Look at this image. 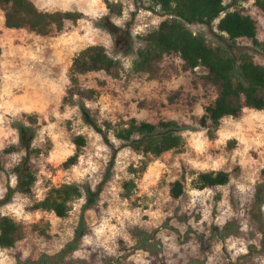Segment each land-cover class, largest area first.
Wrapping results in <instances>:
<instances>
[{"label": "rangeland", "instance_id": "obj_1", "mask_svg": "<svg viewBox=\"0 0 264 264\" xmlns=\"http://www.w3.org/2000/svg\"><path fill=\"white\" fill-rule=\"evenodd\" d=\"M110 1L123 4L121 16L110 14L106 0H33L41 10L85 15L77 23L69 22L61 34L49 37L7 28L0 7V216L13 217L26 232L15 248H0V264L36 261L42 255L57 254L73 240L85 198L74 203L67 218L32 208L51 187L73 182L89 183L94 189L102 186L98 204L86 211L89 230L70 256L74 264H264V207L261 225L252 218L257 186L264 184V111L245 108L240 118L223 119L215 138L204 129L187 130L182 133L187 142L184 151L144 158L111 134L117 149L114 155L102 136L85 124L78 108L64 104L73 59L91 45L105 46L125 68L118 79L104 72L81 77L84 88L99 92L88 105L101 123L131 118L151 123L175 120L197 128L206 106L216 98L215 89L202 78L204 69L185 71L178 55L165 56L152 74L134 73L133 62L143 46L141 36L167 16L153 9L149 0ZM255 1L243 0L236 8L257 21L258 37L264 41V11ZM104 16L121 28L118 38L95 26ZM190 27L211 42L219 40L207 26ZM237 44L252 47L247 39ZM254 56L264 65V54L254 52ZM28 117L37 120L34 146L44 150L33 156L37 182L31 196L14 193L5 202L10 188L16 187L12 169L24 155L21 149L5 153L19 143L12 124L32 120ZM76 134L86 136L88 145L78 164L66 169L63 163L75 153L72 137ZM142 159L149 166L135 176L131 168H139ZM109 168L112 177L104 185ZM184 170L186 194L174 200L169 193L171 183ZM213 170L229 172L230 183L202 191L192 188L194 172ZM132 179L136 188L125 198L123 186ZM229 222L240 225L237 236L222 239L215 235ZM137 229L150 238V251L137 247Z\"/></svg>", "mask_w": 264, "mask_h": 264}, {"label": "trees", "instance_id": "obj_2", "mask_svg": "<svg viewBox=\"0 0 264 264\" xmlns=\"http://www.w3.org/2000/svg\"><path fill=\"white\" fill-rule=\"evenodd\" d=\"M243 0H233L230 4L225 0H149L153 9H159L167 16L157 28L141 36L143 46L137 52L133 62L134 73L155 72L157 65L167 55H178L183 60L185 71L204 69L203 80L216 91L215 100L206 106L205 112L198 120L197 128H190L175 120H162L158 123L138 121L131 118L127 121L101 123L88 103L95 101L99 92L93 88H84L81 77L94 72H104L113 78H121L125 72L122 62L110 55L103 45H91L81 50L73 59L69 71V87L64 97V104L77 107L86 125L100 134L105 143L117 149L111 140V134L134 152L144 158L161 157L163 154L185 150L187 142L183 132L204 129L210 138H215L223 119H238L245 108L264 111V65L255 60L254 52L264 54V41L258 37V23L249 14L244 13L236 5ZM106 7L111 15L121 16L124 8L119 2L106 0ZM256 5L264 11V0H256ZM0 7L5 13V25L10 29H28L41 36H56L66 30L69 22L77 23L85 15L77 11L41 10L33 0H0ZM233 8V9H232ZM201 24L214 31L219 38L211 42L209 38L191 29V25ZM95 26L108 31L114 38L119 37L121 30L109 16L95 21ZM218 31V34L215 32ZM221 39V40H220ZM247 39L251 48L238 45V40ZM2 47L0 46V56ZM1 85V78H0ZM175 96L179 92L174 93ZM16 120L12 126L19 133V143L5 150L12 153L21 149L24 155L12 169L16 178V187L10 188L9 202L14 193L26 196L33 194L37 182V173L33 166V156L44 152L34 146L38 136L37 120ZM29 121V122H28ZM75 153L64 163L68 169L78 164L88 139L82 134L72 137ZM149 162L141 160L139 168L132 167L131 173L140 176L146 172ZM112 177L107 171L103 184ZM229 172L205 171L192 174L191 186L202 191L226 186L230 183ZM188 176L186 170L180 178L171 183L170 196L174 200L186 194ZM123 196L130 198L136 188L134 179L125 182ZM102 186L94 189L89 183H65L51 187L44 199L35 202V210L52 212L59 218H67L78 200L85 198L79 224L75 229L74 238L65 248L54 255H42L36 261L18 260L16 264H74L70 256L78 250L83 238L88 233L86 211L94 209L99 202ZM264 207V184L256 189L252 218L261 225ZM215 235L225 239L240 233L237 222H229L223 228L215 230ZM25 226L9 215L0 216V248L12 249L24 239ZM137 247L150 251V238L143 230L134 231Z\"/></svg>", "mask_w": 264, "mask_h": 264}]
</instances>
